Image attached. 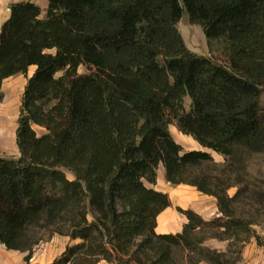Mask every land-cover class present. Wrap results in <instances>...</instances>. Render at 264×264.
<instances>
[{"label":"trees","instance_id":"trees-1","mask_svg":"<svg viewBox=\"0 0 264 264\" xmlns=\"http://www.w3.org/2000/svg\"><path fill=\"white\" fill-rule=\"evenodd\" d=\"M46 1L15 0L0 25V88L36 66L19 155H0V243L28 252L26 264L44 233L74 241L49 264H236L204 243L243 246L260 223L264 0ZM184 13L227 63L189 49ZM173 122L202 149L186 150ZM160 164L170 183L215 197L221 215L178 207L183 229L159 233L170 198L146 182Z\"/></svg>","mask_w":264,"mask_h":264},{"label":"rangeland","instance_id":"rangeland-1","mask_svg":"<svg viewBox=\"0 0 264 264\" xmlns=\"http://www.w3.org/2000/svg\"><path fill=\"white\" fill-rule=\"evenodd\" d=\"M36 3L41 5L44 9L47 5L46 0H35ZM9 14V12H5V15ZM4 19L3 17H0V22ZM184 41L186 45L191 49L193 52L197 54H202V55H207L211 56L217 61H220L222 63H227V59L223 56L220 50H210V47L208 45L207 39L204 35L203 29L200 25L192 23L189 19V16L187 13H184L182 18L177 24ZM80 72L86 71L84 66H81L79 69ZM9 98V94L7 95L6 90L0 89V132L8 129L11 132L16 133L17 129V120L19 116V109H20V100H17L16 98H11L8 103H5V100L7 97ZM21 99V96L20 98ZM12 101H14V105H12ZM19 104V105H18ZM18 105V106H17ZM11 106V107H10ZM185 106L187 109H189L190 106V99L186 98L185 99ZM263 106H264V93H263ZM15 107L18 112V116L16 118V121L14 120L15 115H12L13 111L15 110ZM11 115L14 116L11 118ZM12 126V127H11ZM40 130V128H37ZM171 132L174 136V138L186 149V150H191V149H202L200 144H197L198 142L190 137L189 135H186L182 133L177 124L175 122L171 123L170 125ZM11 142V141H9ZM10 144V143H9ZM4 148H0V154L4 156H18L19 155V150L15 143L13 144V147L9 145L7 147V152H3ZM14 154V155H12ZM214 159L216 162L222 164L224 163L225 159L223 155L213 153ZM264 166V163H258V161H254L252 164V169L253 172L255 173L254 175L258 176L257 171L260 169V167ZM264 169V168H263ZM67 175L70 179L74 178V175L67 171ZM166 177V176H165ZM264 180V177H263ZM235 191V188L231 189L230 192L233 193ZM258 208L260 209L258 213H256V218L259 220V224L254 225V229L256 231V235H254L250 240L245 242L243 246L237 242H231L229 240H218V239H208L205 241V245L211 246L213 248L219 249L226 251L227 258L230 261H236V264H251V260H255L257 256H259V252L264 253V203L259 205ZM179 211V210H178ZM180 212V211H179ZM197 212V211H196ZM198 213V212H197ZM183 214V213H182ZM199 214V213H198ZM221 215V212L218 210L216 214L211 217L207 218V220L212 219L216 216ZM204 218V217H203ZM206 219V218H204ZM256 236H258L256 238ZM74 243L72 239L68 236L65 235H60L58 233H54L50 235L49 233H44L41 235V239L39 240L38 244H36L33 248V255L36 256L34 262L37 259V254L39 253V245H43L44 248H48V252L51 257L58 258L61 256L65 248ZM41 245V246H42ZM241 247V248H240ZM240 249V251H239ZM11 250V249H9ZM18 251V250H17ZM28 252H26V255ZM25 255V256H26ZM54 259V260H55ZM259 259V258H258ZM53 260V261H54ZM263 261V260H262ZM108 262V261H107ZM263 263V262H262ZM26 264V260H25Z\"/></svg>","mask_w":264,"mask_h":264},{"label":"crops","instance_id":"crops-1","mask_svg":"<svg viewBox=\"0 0 264 264\" xmlns=\"http://www.w3.org/2000/svg\"><path fill=\"white\" fill-rule=\"evenodd\" d=\"M5 12L6 11L0 14V17L4 16V19L0 22V25L9 17V14L5 15ZM35 69L36 66L32 65L29 67L27 75L23 73H19L4 79L0 89L6 90L7 95L8 94L10 95L9 98L6 96L7 98L5 100V103H8V101L11 98H16L17 100H20L19 98L25 89L28 77L33 74ZM13 103L14 101H12V105H14ZM15 113L17 114L15 115ZM12 115H15L14 120L16 121V118L18 116L16 107ZM12 115L11 118L14 117ZM15 141H16L15 132H11L10 130L8 131V129L0 132V148L1 149L4 148L3 152H7V147L9 145L12 148ZM146 184L149 187L167 193L170 198V202H171L170 205L166 207L158 215L157 218L158 225L156 230L159 233H176L183 229L184 224L187 222V218L184 214L178 211V207L192 208L206 219L213 217L216 214V212L219 210L217 205V199L215 197L203 194L202 192L198 191L196 187L192 185L189 184L176 185L167 181L165 177V168L163 164L159 165L157 182L155 184L146 182ZM41 245H39L40 247V249L38 250L39 253L37 254V259L34 262V264H49L53 262L55 257H51L48 252L49 251L48 248L47 247L44 248V246ZM259 254L260 255L257 256L255 260H251L252 261L251 264H264V253L259 252ZM25 255L26 252H21L19 250L17 251L12 249L9 250L6 247H2L0 249V264H25ZM98 264H112V263H109L106 260H101ZM202 264H206V263H202Z\"/></svg>","mask_w":264,"mask_h":264},{"label":"built area","instance_id":"built-area-1","mask_svg":"<svg viewBox=\"0 0 264 264\" xmlns=\"http://www.w3.org/2000/svg\"><path fill=\"white\" fill-rule=\"evenodd\" d=\"M14 1L15 0H0V14L2 12H4V11L9 12L10 9H11L12 2H14ZM2 247H5V245L0 243V249ZM35 258H36V256H34L33 253H32V255H31L30 259H29V263L30 264H34ZM66 264H68V263H66Z\"/></svg>","mask_w":264,"mask_h":264}]
</instances>
